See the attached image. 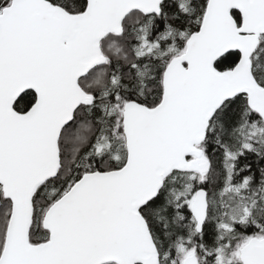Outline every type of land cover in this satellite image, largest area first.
<instances>
[{
  "label": "snow or ice",
  "instance_id": "obj_1",
  "mask_svg": "<svg viewBox=\"0 0 264 264\" xmlns=\"http://www.w3.org/2000/svg\"><path fill=\"white\" fill-rule=\"evenodd\" d=\"M261 164L264 0H0V264H264Z\"/></svg>",
  "mask_w": 264,
  "mask_h": 264
},
{
  "label": "trees",
  "instance_id": "obj_2",
  "mask_svg": "<svg viewBox=\"0 0 264 264\" xmlns=\"http://www.w3.org/2000/svg\"><path fill=\"white\" fill-rule=\"evenodd\" d=\"M210 154H213V152L211 151V149H210V151H209V155H210ZM217 154H218V153H216L215 155H217ZM216 161H217V163H216ZM216 161H214V165H215V166L218 165L219 162H220V161H219V156L216 157ZM238 163H239L240 165H243V164H245V163H251V164L253 165L254 170H256L257 158L254 157V156L251 155V154H248L246 157H241V158H239ZM260 166H261V167H264V164H261ZM257 174H258V172H257ZM206 233H207V230H206ZM209 239H210V236H208V235L206 234V236H205V240L208 241Z\"/></svg>",
  "mask_w": 264,
  "mask_h": 264
},
{
  "label": "flooded vegetation",
  "instance_id": "obj_3",
  "mask_svg": "<svg viewBox=\"0 0 264 264\" xmlns=\"http://www.w3.org/2000/svg\"><path fill=\"white\" fill-rule=\"evenodd\" d=\"M220 154L218 153L217 155H213V154H210V156H212L213 157V164H214V161H216V157L217 156H219ZM216 163H217V161H216ZM220 163V162H219ZM215 166V165H214ZM216 166H219V164L218 165H216ZM210 240V239H209ZM208 240V241H209Z\"/></svg>",
  "mask_w": 264,
  "mask_h": 264
}]
</instances>
